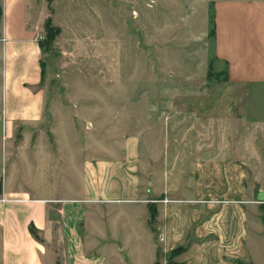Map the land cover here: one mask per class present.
Masks as SVG:
<instances>
[{"label": "rangeland", "instance_id": "rangeland-1", "mask_svg": "<svg viewBox=\"0 0 264 264\" xmlns=\"http://www.w3.org/2000/svg\"><path fill=\"white\" fill-rule=\"evenodd\" d=\"M216 1L57 0L53 7L60 34L42 54L48 94L92 95L106 104L98 119L126 112L128 128L113 130L115 138L161 142L170 195L145 199L153 211L146 224L153 237L155 207L179 206L170 212L179 242L157 248L154 264L167 252L169 264L264 257V201L257 199L264 192V93L251 107L247 89L234 111L218 105L225 65L207 37ZM123 118L112 115V128H125ZM136 246L138 263L149 264L146 242Z\"/></svg>", "mask_w": 264, "mask_h": 264}, {"label": "crops", "instance_id": "crops-1", "mask_svg": "<svg viewBox=\"0 0 264 264\" xmlns=\"http://www.w3.org/2000/svg\"><path fill=\"white\" fill-rule=\"evenodd\" d=\"M56 2L0 0V264H139L138 242L154 264L157 248L179 242L170 214L179 206L155 207V239L146 224L145 199L170 195L161 142L115 138L126 112L98 119L106 104L92 95L48 94L37 37L49 20L56 44ZM212 41L225 65L218 105L234 111L247 89L251 107L264 93V0L216 1ZM119 113L126 127L113 129Z\"/></svg>", "mask_w": 264, "mask_h": 264}, {"label": "trees", "instance_id": "trees-1", "mask_svg": "<svg viewBox=\"0 0 264 264\" xmlns=\"http://www.w3.org/2000/svg\"><path fill=\"white\" fill-rule=\"evenodd\" d=\"M0 16H1V9H0ZM208 24H209V30L207 33V37L210 39H213L214 37V14L210 13L209 19H208ZM43 30H44V39L42 41H39V46L47 50L49 48V45L51 44L53 38L59 33V30L57 28H54L50 25V21L46 20L43 25ZM150 213V218L152 219L153 216V211L148 209ZM28 232L30 234H33L32 227H28ZM173 253V252H172Z\"/></svg>", "mask_w": 264, "mask_h": 264}, {"label": "water", "instance_id": "water-1", "mask_svg": "<svg viewBox=\"0 0 264 264\" xmlns=\"http://www.w3.org/2000/svg\"><path fill=\"white\" fill-rule=\"evenodd\" d=\"M257 199L260 200V201H264V192L258 193Z\"/></svg>", "mask_w": 264, "mask_h": 264}, {"label": "built area", "instance_id": "built-area-1", "mask_svg": "<svg viewBox=\"0 0 264 264\" xmlns=\"http://www.w3.org/2000/svg\"><path fill=\"white\" fill-rule=\"evenodd\" d=\"M1 39H2V38H1ZM43 39H44V37H42V36H38V37H37V40H38V41H42ZM163 202L165 203V202H167V201H163Z\"/></svg>", "mask_w": 264, "mask_h": 264}]
</instances>
